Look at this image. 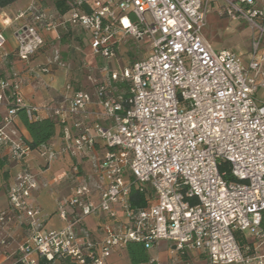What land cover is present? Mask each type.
Here are the masks:
<instances>
[{
	"label": "built area",
	"instance_id": "2783aa9c",
	"mask_svg": "<svg viewBox=\"0 0 264 264\" xmlns=\"http://www.w3.org/2000/svg\"><path fill=\"white\" fill-rule=\"evenodd\" d=\"M71 2L66 22L89 33L106 80L93 92L78 91L62 105L42 109L64 126L61 152L80 158L99 151L94 168L105 187L94 202L89 186H77L57 210L65 227L42 228L41 210L29 202L38 188L27 166L33 150L8 128L18 107L31 120L42 109L25 103L17 82L15 107L9 108L10 83L0 81V105L8 107L0 117V145L22 167L8 192L10 207L0 211V225L12 213L31 220L18 262L109 264L113 252L129 242L150 249L166 241L179 253L205 254L209 264H264V1L222 0L219 15L250 31L247 54L216 50L205 39L214 0ZM63 23L43 12L34 23H20L14 32L19 59L29 61L43 46L42 29L58 37ZM129 39L148 40L151 51L115 68L116 49ZM5 42L0 30V47ZM90 104L100 107L107 126L86 120ZM81 116L67 125L69 117ZM38 151L49 161L57 156L46 146ZM133 187L152 191L146 207L131 208ZM112 206L125 217L117 227ZM102 213L108 222L103 240L96 242L84 221ZM241 239L251 244L243 248ZM5 242L0 239V246Z\"/></svg>",
	"mask_w": 264,
	"mask_h": 264
},
{
	"label": "crops",
	"instance_id": "0c3cea01",
	"mask_svg": "<svg viewBox=\"0 0 264 264\" xmlns=\"http://www.w3.org/2000/svg\"><path fill=\"white\" fill-rule=\"evenodd\" d=\"M262 2L259 3L261 4ZM212 7H214V3ZM29 8H31L32 11L24 18L18 19L19 14L27 11ZM219 10L217 16H220ZM41 12L45 13L53 21L64 23L58 28V37L42 29L41 33L44 39L43 46L29 61H22L17 56L18 45L14 32L22 22L34 23L37 15ZM210 12L208 18L211 14ZM49 13L50 10L45 8L43 0H17L8 7H0V30L6 39L3 47H0V81L13 79V81L19 83L20 93L25 103L30 106H37L41 109L46 105L52 107L60 106L67 98L72 97L73 94L78 91L93 92L94 90L92 89H95L94 85H89L85 89H78L70 82L72 79L81 82V79L79 73L70 71L66 68L65 64L59 62V59L64 56V54L62 56L59 50V45L63 39L59 31L61 28L80 32L82 39L81 41L77 40L75 44L78 45L82 42L83 46H85L86 52H84L90 67L99 69L101 74L99 83L106 80L101 71V57L92 54L89 33L78 26L66 22L69 20L70 14L62 16L56 12L57 17H52ZM207 27L208 22L203 33L204 37L215 49L206 31ZM72 37L74 39L72 38L71 43L74 44L75 37ZM248 38L249 43L242 46L239 52L247 54L250 51V31ZM54 42L56 43L54 44ZM127 43L116 49V59L113 62L115 68H123L132 63L126 60L127 55L125 52L128 53V51L125 49V46ZM74 48L75 50H79L80 47L75 45ZM129 54L130 53H128V55ZM46 68L50 70L49 73L43 72ZM83 86H85V83H83ZM262 97L264 98L263 95ZM7 110V105L1 104L0 117L4 116ZM86 111V120L98 121L104 126L108 125L107 121L99 115L100 107L98 105L90 104ZM37 116L39 119L49 117L43 109L37 113ZM82 118L83 116L69 117L67 125L71 127L74 120ZM8 128L10 130H16L19 137L29 138L28 132L24 128L19 117H17ZM74 133L73 131V134ZM63 137L64 126L57 123L55 136L48 146V148L57 153L56 158L49 161L47 156L35 150L31 153L27 161L28 169L35 176L38 184V188L32 191L29 202L41 210L39 222L44 229H62L65 227L66 221L59 218L57 210L60 203L68 199L77 186H89L91 189L90 198L94 202L99 201L100 190L105 187V184L99 179L94 168V158L98 156L99 151H89L84 157L74 158L68 153L61 152L65 143ZM6 153H9V148L6 149ZM21 170L22 167L14 163L9 169L11 178L8 184H4V181L0 178V211L9 209L8 192L10 187L14 185L16 176ZM112 208L117 211L118 218L111 223L114 227H117L119 224L125 222V217L118 207L112 206ZM30 222L31 220L25 215L12 213L8 222L2 226L0 225V239L6 241L4 245L0 246V264H16L18 262L20 248L31 233ZM107 222V216L103 213L97 216H90L85 219L84 228L90 233L94 241L100 242L104 238L103 225ZM149 255L151 260L157 261L158 264H177L178 262L172 261L171 257H176L181 255V253L174 250L172 243L159 241L154 243L149 249ZM109 264H131L126 248L115 250L109 259Z\"/></svg>",
	"mask_w": 264,
	"mask_h": 264
},
{
	"label": "rangeland",
	"instance_id": "374dc122",
	"mask_svg": "<svg viewBox=\"0 0 264 264\" xmlns=\"http://www.w3.org/2000/svg\"><path fill=\"white\" fill-rule=\"evenodd\" d=\"M258 1L262 2L264 0ZM43 3L45 8L50 10V16L57 17L52 0H43ZM221 6L222 0H214V7L211 8L206 31L208 32L209 38L212 40L216 50L227 49L240 51L242 46L249 43V30L244 23L232 22L228 18L217 16V12ZM59 31L60 36L63 37L62 42L59 45V50L61 51L60 53H62V56L64 54L63 58L59 59V62L65 64L66 68L70 71L79 73L81 79V82L73 79L70 80V82L78 89H85L89 85H94L95 88V85L101 80V74L99 69L90 67L85 55V46L80 42L82 39L80 32L64 28H61ZM72 36L75 37L74 44L71 43ZM77 40H80V44L78 45L75 44ZM55 43L56 42H54V44ZM75 45L80 47L79 50H75ZM125 49L130 53L128 55V53L125 52L127 55L126 60L135 62L145 58L149 54L151 46L148 40L138 42L134 39H130L125 46ZM82 81L85 83V86H83ZM171 260L178 262L177 264H208V257L205 255H199L198 253H190L186 256H173L171 257Z\"/></svg>",
	"mask_w": 264,
	"mask_h": 264
},
{
	"label": "trees",
	"instance_id": "16d2710c",
	"mask_svg": "<svg viewBox=\"0 0 264 264\" xmlns=\"http://www.w3.org/2000/svg\"><path fill=\"white\" fill-rule=\"evenodd\" d=\"M17 0H0V7L5 8ZM55 11L59 15H66L74 8L71 0H52ZM40 50V49H39ZM38 50V51H39ZM37 51V52H38ZM9 81L10 87L6 91L8 107H15V95L14 86L16 84L13 79ZM17 117H19L24 128L28 132L29 138H24V142L33 151L40 149L43 146L48 147L52 142L56 132V121L52 118L31 120L27 114V109L18 107ZM7 147L0 145V178L4 181V184H8L11 175L9 169L14 165L15 161L10 156V153H6ZM153 198L152 191L142 189V187H133L130 194V205L134 210L141 209L147 206L148 202ZM240 244L243 248L251 243L245 239L240 240ZM131 264H147L151 258L149 255V249L142 242H129L126 247ZM182 256H186L181 253ZM16 264H22L17 262Z\"/></svg>",
	"mask_w": 264,
	"mask_h": 264
},
{
	"label": "snow or ice",
	"instance_id": "6c2138e0",
	"mask_svg": "<svg viewBox=\"0 0 264 264\" xmlns=\"http://www.w3.org/2000/svg\"><path fill=\"white\" fill-rule=\"evenodd\" d=\"M137 2H139V0H137ZM124 23H125V25H127L128 21L125 20ZM165 31H166V30H165ZM193 127H195V125H193Z\"/></svg>",
	"mask_w": 264,
	"mask_h": 264
}]
</instances>
